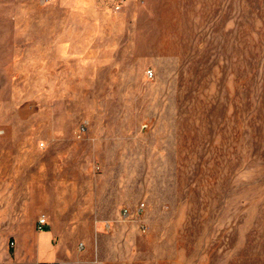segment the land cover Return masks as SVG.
I'll use <instances>...</instances> for the list:
<instances>
[{
	"label": "rangeland",
	"instance_id": "1",
	"mask_svg": "<svg viewBox=\"0 0 264 264\" xmlns=\"http://www.w3.org/2000/svg\"><path fill=\"white\" fill-rule=\"evenodd\" d=\"M115 3L0 0L4 177L66 162L84 191L20 187L0 264L51 262L42 212L65 264H264V0Z\"/></svg>",
	"mask_w": 264,
	"mask_h": 264
},
{
	"label": "crops",
	"instance_id": "2",
	"mask_svg": "<svg viewBox=\"0 0 264 264\" xmlns=\"http://www.w3.org/2000/svg\"><path fill=\"white\" fill-rule=\"evenodd\" d=\"M24 164L25 165L19 163V167H11L9 176L4 177L6 175L5 172L9 169L6 168L3 156L0 157V247L2 248V253H5L6 247V242L4 240L5 233L15 235L16 239H18V235L22 233V229L20 227V204H18V192L20 187L30 185L32 180L42 179V181L44 180L45 182L46 180L50 181L55 177L54 181L60 183V188L66 184L69 186L70 192L73 191V189L74 191L76 189V193L81 200L84 193L82 184L80 183L81 175L79 176L76 173L68 172V170L71 171L70 169L76 170V164H67L66 162L51 163L50 161H45L41 167L42 174L40 178L19 176L21 172L20 170L23 169V166L25 167L27 165V163ZM62 182H64V185L62 184L63 186H61ZM98 193L100 195L98 196L96 206L94 207L95 212L93 213V216L107 219L113 216L116 200L114 199L113 192L109 189V187H106L101 191L97 190V193L94 191L92 195L96 196ZM80 203L82 205L83 201ZM43 214L46 215L45 212H42L39 214L38 218ZM54 223L56 222L54 221ZM37 226L38 219L36 222V229L38 232V260L46 263V261L55 262V260L60 257H68V255L55 257V253L53 252V246H55V243L58 244L60 239L53 238V235L58 233L59 229L47 230L45 228L39 230Z\"/></svg>",
	"mask_w": 264,
	"mask_h": 264
},
{
	"label": "built area",
	"instance_id": "3",
	"mask_svg": "<svg viewBox=\"0 0 264 264\" xmlns=\"http://www.w3.org/2000/svg\"><path fill=\"white\" fill-rule=\"evenodd\" d=\"M125 2H126V0H116V8L117 9H119V8H121V7H123L124 6V4H125ZM151 72V74L153 75V72H152V70L150 71ZM83 130H85V128L83 127L82 129H81V131H83ZM4 132V130L3 129H0V134H2ZM127 210H125V213L127 214ZM48 224V220H47V216L45 215V214H43V215H41L39 218H38V229L39 230H42V229H45L46 228V225ZM14 242L15 241H12V243L14 244ZM84 247V243L82 242L81 244H80V248H83ZM48 264H65V262L64 261H55V262H49Z\"/></svg>",
	"mask_w": 264,
	"mask_h": 264
}]
</instances>
